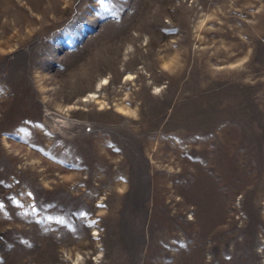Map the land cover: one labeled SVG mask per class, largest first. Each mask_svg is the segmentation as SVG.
I'll return each mask as SVG.
<instances>
[{
	"label": "rangeland",
	"instance_id": "1",
	"mask_svg": "<svg viewBox=\"0 0 264 264\" xmlns=\"http://www.w3.org/2000/svg\"><path fill=\"white\" fill-rule=\"evenodd\" d=\"M0 264H264V0H0Z\"/></svg>",
	"mask_w": 264,
	"mask_h": 264
},
{
	"label": "bare ground",
	"instance_id": "2",
	"mask_svg": "<svg viewBox=\"0 0 264 264\" xmlns=\"http://www.w3.org/2000/svg\"><path fill=\"white\" fill-rule=\"evenodd\" d=\"M104 82V81H103ZM106 82V81H105ZM99 85H101L100 83L99 84H97V86H96V88L99 86ZM99 88H100V86H99ZM98 89V88H97ZM97 92V91H96ZM94 96H95V94L94 93H91L88 97H85V98H87L86 100H88V99H95L96 98V96H95V98H94ZM83 101H85V100H83Z\"/></svg>",
	"mask_w": 264,
	"mask_h": 264
}]
</instances>
